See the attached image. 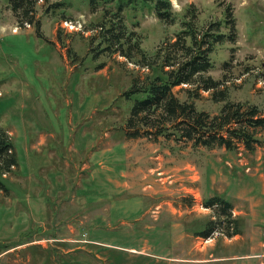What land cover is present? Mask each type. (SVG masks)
<instances>
[{
	"label": "rangeland",
	"instance_id": "1",
	"mask_svg": "<svg viewBox=\"0 0 264 264\" xmlns=\"http://www.w3.org/2000/svg\"><path fill=\"white\" fill-rule=\"evenodd\" d=\"M156 1L39 0L37 28L20 27L0 0V127L19 163L0 191V264H264V131L254 152L128 138L120 94L151 71L103 42L121 17L152 54L175 40L189 7L200 27L229 9L236 42L217 46L204 76L264 115V0H170L175 23L159 19ZM174 93L212 115L227 102L190 84ZM214 194L232 201L239 234L194 235Z\"/></svg>",
	"mask_w": 264,
	"mask_h": 264
},
{
	"label": "trees",
	"instance_id": "2",
	"mask_svg": "<svg viewBox=\"0 0 264 264\" xmlns=\"http://www.w3.org/2000/svg\"><path fill=\"white\" fill-rule=\"evenodd\" d=\"M38 1L10 0L20 27L26 24L36 25L37 28L40 26V21L35 20ZM88 1L95 8L103 2L113 0ZM58 5L62 4L54 7ZM154 7L162 22L175 23L173 21L176 16L170 0H157ZM190 8L184 15L183 28L176 34L175 40L157 48L152 54L141 47L135 34L127 32L121 17L106 28L103 42L107 45L104 50H111L113 53L119 51L131 62L151 71L143 79L134 78L130 87L120 94V98L117 97L131 103L123 125L125 135L128 138L147 137L152 140H157L160 136L175 135L178 140L192 142L194 147L225 148L227 151L244 147L246 151L254 152L261 142L257 134L264 131L261 109L249 103L227 101L228 94L221 89L223 82L204 76V73L214 67L212 55L217 46L236 42L233 34L235 22H230L228 9L225 11L224 21L200 27ZM122 9L124 7L120 5L118 10ZM224 25L228 26L230 32H222ZM112 45L116 46L114 50ZM261 76L264 77V70ZM183 84L195 85L198 92H212L216 102H227L215 115L198 110L195 102L182 101L174 93V88ZM18 165L13 140L0 127L1 192H10L4 174ZM204 206L213 210L212 217L201 230L194 232L195 236L209 238L216 232H222L227 237H233L240 233L239 220L233 214L234 205L226 195L208 196L204 199Z\"/></svg>",
	"mask_w": 264,
	"mask_h": 264
}]
</instances>
